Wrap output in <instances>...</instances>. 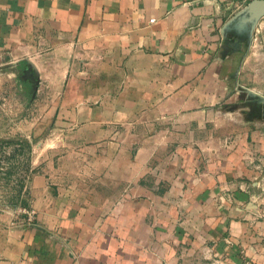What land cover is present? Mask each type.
I'll return each instance as SVG.
<instances>
[{
    "label": "crops",
    "instance_id": "crops-1",
    "mask_svg": "<svg viewBox=\"0 0 264 264\" xmlns=\"http://www.w3.org/2000/svg\"><path fill=\"white\" fill-rule=\"evenodd\" d=\"M253 1L0 0V57L65 66L33 128L73 156L28 173L34 220L3 207L0 264H264Z\"/></svg>",
    "mask_w": 264,
    "mask_h": 264
},
{
    "label": "rangeland",
    "instance_id": "rangeland-1",
    "mask_svg": "<svg viewBox=\"0 0 264 264\" xmlns=\"http://www.w3.org/2000/svg\"><path fill=\"white\" fill-rule=\"evenodd\" d=\"M260 36L262 44L258 41L255 45L256 54L253 57L260 66L255 65V71H252L254 75L247 77L249 85L258 87L259 93L251 88L244 98L231 103L243 105L246 116L250 117L260 115L257 110L250 108L264 104V96L261 94V90L264 89V34ZM254 43H257V40ZM64 68L65 66H60L58 62L55 64L52 57L42 59H33L30 56L18 59L0 57V212L4 210L3 207L10 205L26 206L34 211L35 219L36 210L21 202L28 173L38 165H44L48 170L53 166L64 170L71 167L72 151L63 152V148L56 146L59 138L57 130L46 129L39 132L33 128L38 120L56 123L59 120L57 115L53 116L52 113L41 114L43 103L47 112L52 99L40 98L39 94L44 90L48 95L55 88L57 90L63 87ZM237 112L231 114L227 110L225 113L215 115V120L208 122L207 133L215 131L216 125L217 129H221L216 121L221 122L222 116H237ZM63 180L70 183V180L74 179H70L66 174ZM24 199H27L26 196Z\"/></svg>",
    "mask_w": 264,
    "mask_h": 264
},
{
    "label": "water",
    "instance_id": "water-1",
    "mask_svg": "<svg viewBox=\"0 0 264 264\" xmlns=\"http://www.w3.org/2000/svg\"><path fill=\"white\" fill-rule=\"evenodd\" d=\"M251 8L255 13L263 14L264 13V0H254L251 4Z\"/></svg>",
    "mask_w": 264,
    "mask_h": 264
},
{
    "label": "built area",
    "instance_id": "built-area-1",
    "mask_svg": "<svg viewBox=\"0 0 264 264\" xmlns=\"http://www.w3.org/2000/svg\"><path fill=\"white\" fill-rule=\"evenodd\" d=\"M19 208H20V210L17 212V215H19V213H20V215L27 217L28 220H34V218H33L34 211L33 210H31L29 207H26V206H22Z\"/></svg>",
    "mask_w": 264,
    "mask_h": 264
}]
</instances>
